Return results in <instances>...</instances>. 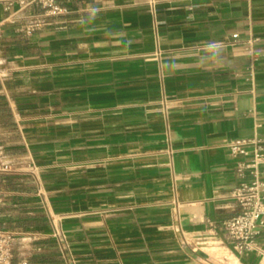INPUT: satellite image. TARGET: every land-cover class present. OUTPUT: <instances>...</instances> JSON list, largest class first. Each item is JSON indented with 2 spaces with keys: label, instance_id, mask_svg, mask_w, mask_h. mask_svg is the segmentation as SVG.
I'll list each match as a JSON object with an SVG mask.
<instances>
[{
  "label": "crops",
  "instance_id": "0c3cea01",
  "mask_svg": "<svg viewBox=\"0 0 264 264\" xmlns=\"http://www.w3.org/2000/svg\"><path fill=\"white\" fill-rule=\"evenodd\" d=\"M9 1L0 22L41 11ZM151 1L60 0L69 13L41 31L5 26L0 218L14 264H264V232L234 253L222 226L239 212L227 143L264 138V0Z\"/></svg>",
  "mask_w": 264,
  "mask_h": 264
},
{
  "label": "built area",
  "instance_id": "2783aa9c",
  "mask_svg": "<svg viewBox=\"0 0 264 264\" xmlns=\"http://www.w3.org/2000/svg\"><path fill=\"white\" fill-rule=\"evenodd\" d=\"M21 1V0H19ZM15 0L5 4V9L10 11ZM30 3L37 4L41 11L31 15L18 16L14 12L4 21L0 22V43L4 35V28L7 25L15 27L17 31L31 35L41 31L54 23L60 16L69 13V8L62 5L60 0H22L21 10ZM155 1H151L154 6ZM238 34L233 35L238 38ZM259 38H250L249 51L251 54V72L259 60L256 44ZM227 147L230 150L235 163L236 176L240 179L233 197L239 205V212L222 223L227 234L232 252L245 253L258 250V237L264 232V138L254 136L252 138H238L228 141ZM2 149L0 148V171H6L8 163L2 160ZM3 201L0 192V205ZM53 236L60 245L62 251L67 250L66 236L63 231L54 226ZM16 235L14 232L3 227L0 218V264H14V248ZM22 264H27L23 262Z\"/></svg>",
  "mask_w": 264,
  "mask_h": 264
},
{
  "label": "rangeland",
  "instance_id": "374dc122",
  "mask_svg": "<svg viewBox=\"0 0 264 264\" xmlns=\"http://www.w3.org/2000/svg\"><path fill=\"white\" fill-rule=\"evenodd\" d=\"M217 250H218L219 252L224 253V254L221 255V256H224V255H228V257L231 256V253H230L229 251H227V250H223V251H222V250L216 249V251H217ZM199 251H207V252H208V250H206V249H205V250H200V249H199ZM209 253H211L212 255H216V253L214 254V253L211 252V251H209ZM218 254H219V253H218ZM218 254H217L216 256H219Z\"/></svg>",
  "mask_w": 264,
  "mask_h": 264
}]
</instances>
